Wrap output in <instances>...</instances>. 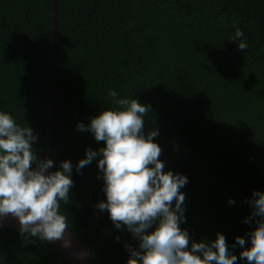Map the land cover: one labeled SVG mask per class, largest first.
Instances as JSON below:
<instances>
[{"label": "trees", "instance_id": "trees-1", "mask_svg": "<svg viewBox=\"0 0 264 264\" xmlns=\"http://www.w3.org/2000/svg\"><path fill=\"white\" fill-rule=\"evenodd\" d=\"M236 27L247 50L231 41ZM51 36L52 0H0V110L33 128L41 159ZM52 90L50 171L61 161L74 165L71 203L61 212L86 249L99 215L95 264H127L125 244H139L95 209L106 200L98 158L75 169L86 149L105 146L77 124L117 107L109 90L151 106L145 135L159 129L164 170L189 178L181 189L189 247L218 233L238 257L237 236L251 247L247 234L257 225L244 222L253 211L248 201L254 190L264 192V0H57ZM28 239L25 246L19 230L0 228V264H68L52 243Z\"/></svg>", "mask_w": 264, "mask_h": 264}, {"label": "clouds", "instance_id": "clouds-1", "mask_svg": "<svg viewBox=\"0 0 264 264\" xmlns=\"http://www.w3.org/2000/svg\"><path fill=\"white\" fill-rule=\"evenodd\" d=\"M244 37L236 27L231 41L239 42L240 51L249 46ZM108 97L116 108L102 111L87 125L77 124L78 131L91 133L105 146L86 149L75 169L80 172L98 158V178L104 181L106 200L96 207L108 212L116 229L129 232L139 242L138 247L125 244L127 264H236L238 259L264 264V192L254 190L248 201L253 211L244 222H255L257 227L247 234L250 248L244 247V236L236 237L232 248H243L239 257L230 251L222 233L214 241H192L189 247L190 233L181 228L186 223V194L181 189L189 178L164 170L165 161L159 159L162 147L154 139L159 129L145 135V117L151 106L138 99L119 98L115 90H109ZM38 139L28 124L21 126L12 114L0 110V225L9 215L18 218L25 246L31 243L28 237L47 243L63 239L69 225L61 208L71 203L74 187L71 160L61 161L59 169L50 171L55 161L38 157L33 147ZM229 204L235 200L230 198ZM68 246L65 240L64 247Z\"/></svg>", "mask_w": 264, "mask_h": 264}, {"label": "water", "instance_id": "water-1", "mask_svg": "<svg viewBox=\"0 0 264 264\" xmlns=\"http://www.w3.org/2000/svg\"><path fill=\"white\" fill-rule=\"evenodd\" d=\"M56 40H57V0H52V36H51V51L47 65V100H48V121H47V136H46V153L45 159L52 156V144H53V132H54V100L52 90V75H53V62L56 52ZM35 167V165H33ZM97 209V207H95ZM97 216V224L95 226L94 237L89 249H86L77 238L75 233L70 227L65 230L64 237L61 240L54 241V245L57 252H59L67 261L68 264H95L92 257V251L97 243V234L99 226V215ZM1 229H17L19 230L20 224L18 218L11 215L3 220ZM69 242L68 247H64V241Z\"/></svg>", "mask_w": 264, "mask_h": 264}]
</instances>
